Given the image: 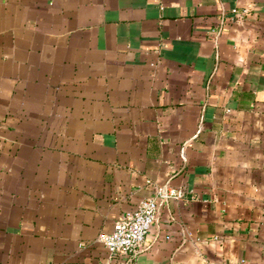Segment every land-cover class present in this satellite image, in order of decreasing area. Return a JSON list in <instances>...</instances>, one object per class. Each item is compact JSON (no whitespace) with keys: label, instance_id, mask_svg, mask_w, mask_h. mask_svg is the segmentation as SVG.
Instances as JSON below:
<instances>
[{"label":"crops","instance_id":"0c3cea01","mask_svg":"<svg viewBox=\"0 0 264 264\" xmlns=\"http://www.w3.org/2000/svg\"><path fill=\"white\" fill-rule=\"evenodd\" d=\"M164 184L132 264H264V0H0V264H128Z\"/></svg>","mask_w":264,"mask_h":264},{"label":"built area","instance_id":"2783aa9c","mask_svg":"<svg viewBox=\"0 0 264 264\" xmlns=\"http://www.w3.org/2000/svg\"><path fill=\"white\" fill-rule=\"evenodd\" d=\"M183 195V188L167 184L157 185L153 196L141 198L134 211L119 217L113 230L102 235L101 240L109 253L125 254L129 258L128 264H132L151 226L157 220L161 206L170 198H179Z\"/></svg>","mask_w":264,"mask_h":264}]
</instances>
